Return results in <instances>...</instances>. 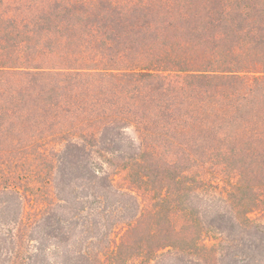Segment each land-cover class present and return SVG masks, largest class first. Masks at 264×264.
Listing matches in <instances>:
<instances>
[{"label": "trees", "instance_id": "16d2710c", "mask_svg": "<svg viewBox=\"0 0 264 264\" xmlns=\"http://www.w3.org/2000/svg\"><path fill=\"white\" fill-rule=\"evenodd\" d=\"M264 0H0V264H264Z\"/></svg>", "mask_w": 264, "mask_h": 264}, {"label": "rangeland", "instance_id": "374dc122", "mask_svg": "<svg viewBox=\"0 0 264 264\" xmlns=\"http://www.w3.org/2000/svg\"><path fill=\"white\" fill-rule=\"evenodd\" d=\"M251 216H252L253 218H261V219H264V212H253V213L251 214Z\"/></svg>", "mask_w": 264, "mask_h": 264}]
</instances>
